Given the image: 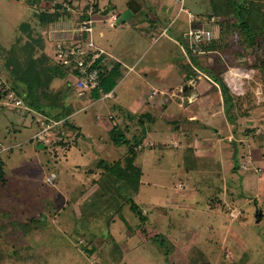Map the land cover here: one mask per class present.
<instances>
[{
  "label": "rangeland",
  "instance_id": "1",
  "mask_svg": "<svg viewBox=\"0 0 264 264\" xmlns=\"http://www.w3.org/2000/svg\"><path fill=\"white\" fill-rule=\"evenodd\" d=\"M54 1L63 0H0V92L8 86L3 64L18 26L36 21L34 13L52 12ZM73 1L84 6L89 0ZM95 1L100 8L112 6L121 24L115 29L105 26L101 39L115 45V54L123 59L114 97L101 94L96 102L89 93L77 97L65 69L68 75L54 77L50 88L64 94L67 120L75 129L66 132L63 127L59 137L61 127L56 126L45 143L33 138L41 114L0 98V162L5 176L0 181V264H264V84L252 85L254 71L229 64L222 54L199 53L203 66L225 68L227 73L233 68L247 71L241 72L246 77L237 75L226 82L230 88L233 84L232 94L240 95L251 85L256 105L231 123L220 107L215 110L211 94L195 95V79L174 88L182 79L181 64L190 60L194 66L195 59L184 55L181 32L187 28V16L180 14L171 22L177 10L173 0L165 1L172 10L156 30L149 29L147 19L162 9L161 0ZM127 1L140 8L124 20ZM208 1L185 0V7L195 16H205L210 12ZM258 2L264 6V0ZM68 25L58 27L69 29ZM92 35L97 40L95 31ZM43 51L54 68L46 41ZM238 60L244 62L246 56ZM143 65L150 69L140 71ZM141 106L159 120L149 125L153 130L147 142L137 148L141 185L131 197L147 216L146 223L158 230L162 246L139 239L135 231L140 221L125 201L124 190L95 166L99 160H121L127 153L128 146L110 141L115 121L116 133L130 142L144 139L146 126L135 118ZM61 111L57 107L53 113ZM184 114H196L199 121L189 122ZM51 173L55 178L49 182Z\"/></svg>",
  "mask_w": 264,
  "mask_h": 264
},
{
  "label": "trees",
  "instance_id": "2",
  "mask_svg": "<svg viewBox=\"0 0 264 264\" xmlns=\"http://www.w3.org/2000/svg\"><path fill=\"white\" fill-rule=\"evenodd\" d=\"M37 1L35 0V2ZM258 1L209 0L208 7L210 12L205 16L197 15L199 20L194 15L192 23L195 26L202 21L209 20L211 16L215 18V25L219 30L218 36L212 41L202 44L200 46L201 53L216 52L219 55H224L226 61L231 65H243L252 69L254 71V77L251 80L252 85L264 84V6ZM60 17L61 15L56 11L49 13L37 12L33 15V19L36 18V21L31 22V19L21 22L18 26V36L7 50V57L3 64V69L8 75V86H5L4 93L12 91L15 97L25 99L24 105L26 109L24 110L27 112L34 111L49 118L51 116L52 120L64 119L62 125H60V130L57 129L59 137H61L62 129L64 130L65 128L66 132H68V130L75 128L66 119L69 110L62 103L64 94L61 92L53 93L50 88V82L54 77H65L67 72L59 64L55 63L54 68L49 66V57L43 51L45 39L42 35V30ZM185 45L183 47L185 58L190 57L195 59V61L193 63L194 66H192L190 60L187 61L188 63H185V61L181 64L180 69L183 72L180 83L184 84L195 79L197 95L202 98L211 94L215 109L220 107L231 123H235L237 121L236 118L240 115L246 116L247 113L253 110L256 105V97L251 92V85H248L241 95L232 94L226 82L227 72L225 68L215 70L212 67L201 65L198 59L199 54L192 53L187 44ZM239 56H246V60L240 62L238 60ZM100 60L96 62L100 69L99 85L98 88H94L91 91L94 98H98L101 93L107 94L111 92L115 87V78L118 74L115 65L109 71H105L100 65ZM71 85L73 91V83ZM1 97L3 95L0 92ZM57 107H61L62 111L53 113V110ZM200 108L202 110L204 107ZM116 132V127L111 129L110 141L115 146H128L126 155L123 159L111 163L99 160L95 163V166L100 169L101 175L107 176L108 179L112 177L111 179L115 182V185L124 190L125 201L140 221L135 231L139 239L142 242H156L162 246L164 243L158 230L146 223L147 216L142 213L131 197L132 194L134 195L139 190L142 176V170L135 165V158L139 154L137 148H139L141 141L134 138V141L130 142L129 139L124 138L123 134ZM61 139L58 140L59 144L62 143ZM0 181H5L2 161L0 162Z\"/></svg>",
  "mask_w": 264,
  "mask_h": 264
},
{
  "label": "built area",
  "instance_id": "3",
  "mask_svg": "<svg viewBox=\"0 0 264 264\" xmlns=\"http://www.w3.org/2000/svg\"><path fill=\"white\" fill-rule=\"evenodd\" d=\"M55 4H58V6ZM174 5L177 6V11H175L176 15L172 21L176 20L180 14L187 16V28L183 30L182 36L186 39V44L192 53H201L200 46L212 41L218 36L219 30L215 25V18L211 16L209 20L193 26L194 15L185 7V0H174ZM53 7L52 11L58 12L61 17L70 15L68 21H65L64 24V26L69 24V29H59L58 26L60 25L56 24V21L52 22L42 30L44 41L51 45L52 57L55 63L65 68L73 78V93L77 97L83 96L91 92L94 88H98L100 69L96 65V62L105 53L103 49L96 46L92 35L95 23L93 16L98 13L97 2L95 0H89L86 5L80 6L73 0L54 1ZM118 17L117 13L110 12L106 14L103 21L107 22L110 27H114L116 26ZM157 38H154L153 42H156ZM233 69L234 71L228 70L226 80L228 78L231 79V77L234 79L239 76L241 78L238 79L246 77V75H241V72L242 74L244 73L243 71L247 72L245 69ZM192 81L190 80L189 82L192 83ZM241 83H243L242 80ZM239 85L241 86L242 84ZM232 86L233 84H231V88H233ZM4 91L3 89L1 93L3 98L6 99V104L12 105V107L26 109L23 101L20 98H15L12 91L6 93ZM9 101L11 103H8ZM63 121L64 119L52 120L41 114L37 118L39 129L33 135V138L43 143L45 141L49 142V139H46V137L50 134L52 135L53 129L58 125H62ZM243 165L244 163H242V167ZM49 177L48 181L51 182L55 178V175L51 173Z\"/></svg>",
  "mask_w": 264,
  "mask_h": 264
},
{
  "label": "crops",
  "instance_id": "4",
  "mask_svg": "<svg viewBox=\"0 0 264 264\" xmlns=\"http://www.w3.org/2000/svg\"><path fill=\"white\" fill-rule=\"evenodd\" d=\"M129 1H131V0H129ZM158 1V0H157ZM160 1V0H159ZM165 1L166 0H161V4H163V6H162V9L160 10H157L158 12H154L152 15H151V17H148V19H147V22L149 23L148 24V26H149V29H154V30H156L157 28H158V24H160V23H162V19L165 21L166 20V16H167V14L170 12V10H172V8H170L169 6H166V5H164V3H165ZM174 1V0H173ZM97 2V1H96ZM156 2V1H155ZM97 9H98V13H96L97 14V16H99V17H101V18H96L95 19V23H94V28H93V34H94V31L96 32V35L98 36V38H97V40L96 39H94L93 38V40H94V43L96 44V46H98L99 48H101V49H103L104 50V54L102 55V57H101V60H100V65L102 66V68L103 69H105V71H109L110 70V68H113V66L115 65V67L117 68V72L119 73L120 72V66H121V64L123 63L121 60H123L121 57H119V56H117L115 53H116V48H115V45H114V47H113V44H111V43H109L108 45H106V44H103V41L101 40V39H103L104 38V36H105V31H104V29L103 28H105V26H108V28H110V29H115L118 25L119 26H121V24H118L119 23V17H118V21H117V24H116V26H114V27H110L109 25H108V23L107 22H104L103 21V19H104V17L106 16V14L107 13H116L114 10H113V7L112 6H107V7H99V5H98V2H97ZM127 6H128V9L126 10V12H124V13H122V19H124V20H128V19H130L132 16H133V14H134V11L136 12V10H138L140 7L138 6V4L135 2V1H132L131 3H129L128 1H127ZM175 6V5H174ZM177 11V10H176ZM105 13V14H104ZM118 14V13H117ZM161 14V15H160ZM156 15V16H155ZM175 15H176V13H175ZM175 15H174V17H175ZM67 18L68 17H70V15H68V16H66ZM65 17V18H66ZM174 17L172 18V20L174 19ZM172 20H171V22H172ZM56 24H58V25H64L65 24V22H57L56 21ZM166 29H167V27H165V28H163V30L161 31V33H160V35L159 36H161V35H163L165 32H166ZM165 30V31H164ZM164 31V33L162 34V32ZM158 36V37H159ZM51 53H52V50H51ZM54 61V60H53ZM54 63H55V61H54ZM124 65L126 66V64L124 63ZM130 69L132 68V66H130L129 67ZM150 69V67H148V66H146V65H143L141 68H140V71H146V70H149ZM183 75H185L184 73H183ZM71 77V76H70ZM183 83H180V81L174 86V88L175 87H178V86H180V85H182ZM184 85H185V83H184ZM185 87H188V86H185ZM115 88V87H114ZM152 92L154 91V89L153 90H151ZM151 92V93H152ZM194 93H196V92H194ZM102 94V93H101ZM101 94H100V96L98 97V98H95V101L94 102H96V100H98V99H101V97H103V95L101 96ZM107 94H109V96L107 95ZM106 95L108 96L107 98H110V97H114V89L111 91V92H109V93H107ZM157 94V93H156ZM89 97H92V93L91 92H89ZM111 95V96H110ZM196 95H197V93H196ZM152 96V95H151ZM92 98H94V97H92ZM21 99V98H20ZM104 99V98H103ZM201 99V98H200ZM22 100V99H21ZM23 101V100H22ZM102 100H100V101H97V102H101ZM23 104H24V101H23ZM213 105H214V103H212ZM198 106V104H195V106H194V108H196ZM200 106V105H199ZM198 106V107H199ZM85 107V106H84ZM155 108H157V106H154ZM143 108H144V106H141L137 111H139V114H138V116L137 117H135L136 118V121L138 122V125L139 124H143L144 126H146V131H147V133H146V135H144L145 137H144V139L140 142V144H145L146 142H147V136H148V134L150 133V132H152V130H153V128H151L150 129V127H149V125H154L156 122H158V118H157V116H154V115H152V112H150L149 111V109L147 110V107H146V109H145V111L143 110ZM151 108H152V106H151ZM159 109L161 108V110H163V108L161 107V106H159L158 107ZM200 108V107H199ZM213 108H214V106H213ZM24 109V108H23ZM81 109V111L84 109L83 107H81L80 108ZM143 110V111H142ZM196 110V109H195ZM200 110H201V108H200ZM202 110H206V108H203ZM215 110H217V109H215ZM77 111V110H76ZM140 111H142V112H140ZM222 111V110H221ZM223 112V111H222ZM73 114H75V112H73ZM72 114V115H73ZM72 117V116H71ZM184 119L185 120H187V121H189V122H192V121H196V122H198L199 121V117H198V115L196 116V114L194 115V114H184ZM119 118V117H118ZM66 119H68L67 118V116H66ZM173 119H170L169 120V123L172 121ZM115 123H116V125L114 124V127H118V125H117V121H115ZM79 128H80V133L81 134H83L82 133V131H81V126L80 125H78V124H76ZM60 125H58L57 127H59ZM114 127H112V128H114ZM78 128V129H79ZM112 128H110V129H112ZM93 129H94V126H93ZM110 129H109V131L108 132H110ZM218 129V128H217ZM63 130V129H62ZM214 130V129H213ZM216 130V129H215ZM215 130H214V132H215ZM79 134V133H78ZM92 143V142H91ZM94 144V143H93ZM141 146V145H140ZM126 155V154H125ZM140 185H141V181H140Z\"/></svg>",
  "mask_w": 264,
  "mask_h": 264
},
{
  "label": "water",
  "instance_id": "5",
  "mask_svg": "<svg viewBox=\"0 0 264 264\" xmlns=\"http://www.w3.org/2000/svg\"><path fill=\"white\" fill-rule=\"evenodd\" d=\"M233 145L235 146V143H233ZM235 153H236V148H234V151H233V157L235 156Z\"/></svg>",
  "mask_w": 264,
  "mask_h": 264
},
{
  "label": "bare ground",
  "instance_id": "6",
  "mask_svg": "<svg viewBox=\"0 0 264 264\" xmlns=\"http://www.w3.org/2000/svg\"><path fill=\"white\" fill-rule=\"evenodd\" d=\"M195 95H196V93H195Z\"/></svg>",
  "mask_w": 264,
  "mask_h": 264
}]
</instances>
